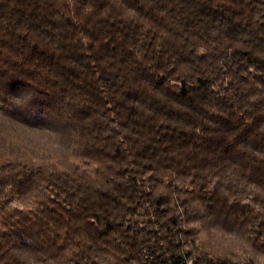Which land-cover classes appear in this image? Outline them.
<instances>
[{
    "label": "trees",
    "instance_id": "16d2710c",
    "mask_svg": "<svg viewBox=\"0 0 264 264\" xmlns=\"http://www.w3.org/2000/svg\"><path fill=\"white\" fill-rule=\"evenodd\" d=\"M0 264H264V0H0Z\"/></svg>",
    "mask_w": 264,
    "mask_h": 264
}]
</instances>
